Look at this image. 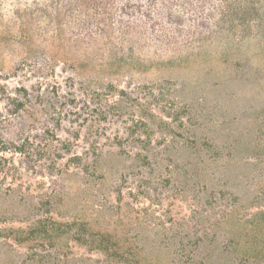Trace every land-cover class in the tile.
I'll list each match as a JSON object with an SVG mask.
<instances>
[{
    "label": "rangeland",
    "instance_id": "1",
    "mask_svg": "<svg viewBox=\"0 0 264 264\" xmlns=\"http://www.w3.org/2000/svg\"><path fill=\"white\" fill-rule=\"evenodd\" d=\"M151 1L0 0V264H119L73 242L62 226L76 220L120 232L144 264H170L161 226L188 216L189 190L225 176L264 195V0H248L263 9L244 34L193 2L168 41L138 20ZM157 90L200 119L190 143L155 135L146 166L132 162L130 120Z\"/></svg>",
    "mask_w": 264,
    "mask_h": 264
},
{
    "label": "trees",
    "instance_id": "2",
    "mask_svg": "<svg viewBox=\"0 0 264 264\" xmlns=\"http://www.w3.org/2000/svg\"><path fill=\"white\" fill-rule=\"evenodd\" d=\"M193 2L195 9L199 10V18L208 12L214 18L215 28L241 34H244L245 29H251L252 21H256L252 17L263 9L262 4L248 0H152L148 9H138V20L143 25L145 22L154 24L157 39L168 41L169 31L184 22L187 7ZM173 16L177 24H173ZM196 22L199 26L200 21ZM123 95L125 93L122 92L116 101L117 105L123 101ZM153 96L146 114L131 118L130 127L135 131L129 133L130 140L127 142L128 148L134 151L132 162H145L146 166H152L150 159L155 157L154 149L160 140L164 143L174 142L178 135H184L188 142L193 139L200 119L187 106L179 105L173 98H165L160 90ZM155 135L160 140L154 144ZM118 152L131 156L122 145L118 146ZM74 160L77 165L82 163L81 157L75 156ZM254 160L260 166L264 154L256 155ZM140 167H144V164ZM263 173L257 172V175L262 176ZM140 179L137 191H148L150 179L143 176ZM217 181V184L216 180L213 184L204 182L193 192L189 190L192 204L188 216L180 222L171 219L169 226H161L163 231L170 234L159 242V245L164 244L169 250L170 264H264V195L259 193L253 196L242 192L254 180L237 179L239 185L245 181V189H232L229 184L231 181L225 176ZM118 195L121 196L120 192ZM252 208L255 211L248 213ZM208 210L211 214H205ZM62 227H66V233L72 235L73 242L79 248L89 253H99L106 260L119 264H144L141 253H130V244L120 232L98 228L86 220H76ZM146 227L154 230L157 226L149 222Z\"/></svg>",
    "mask_w": 264,
    "mask_h": 264
}]
</instances>
